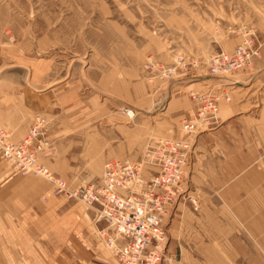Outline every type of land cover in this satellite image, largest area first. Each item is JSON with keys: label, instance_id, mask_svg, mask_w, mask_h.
Masks as SVG:
<instances>
[{"label": "rangeland", "instance_id": "rangeland-1", "mask_svg": "<svg viewBox=\"0 0 264 264\" xmlns=\"http://www.w3.org/2000/svg\"><path fill=\"white\" fill-rule=\"evenodd\" d=\"M250 38L259 46V54L248 65L225 74L211 71L215 54L231 53ZM263 50L264 0H0V67L10 68V76L23 82L30 81L31 68H50L59 78L82 83L88 93L98 90L108 104L107 116L88 128L98 132L96 152L91 148L89 153H74L78 164L97 165L101 176L109 161H141L150 144L161 138L190 141L192 165L198 137L222 124L221 108L239 93L251 92L245 88L256 77L264 83L261 70L251 73L258 68ZM173 66L176 69L171 75L163 74ZM263 90L255 94L264 108ZM203 92L220 97L217 122L195 135L188 134L183 122L195 115ZM38 119L44 120L35 143H47L39 157L45 165L43 158L50 155L53 144L44 113L34 115L22 139L10 136L15 142L22 141ZM0 159L24 176L45 178L23 174L13 162L1 155ZM50 192L92 206L54 193L52 183ZM182 200L199 209L197 197V201L185 196ZM174 209L165 222V264L169 257L170 264L176 259L168 232ZM104 246L119 262L105 240Z\"/></svg>", "mask_w": 264, "mask_h": 264}, {"label": "crops", "instance_id": "crops-1", "mask_svg": "<svg viewBox=\"0 0 264 264\" xmlns=\"http://www.w3.org/2000/svg\"><path fill=\"white\" fill-rule=\"evenodd\" d=\"M257 65L251 73L264 77V50ZM8 69L0 67V125L20 140L34 115L44 113L53 144L45 166L72 187L98 182L97 165H80L74 155L96 152L98 132L88 128L107 116L98 90L88 93L46 67L31 68L28 82ZM261 85L253 79L245 88L251 92L221 108L222 124L198 137L187 182L200 205L182 200L174 209V264H264V108L255 94ZM50 187L0 159V264H120L104 246L108 224L98 208Z\"/></svg>", "mask_w": 264, "mask_h": 264}, {"label": "built area", "instance_id": "built-area-1", "mask_svg": "<svg viewBox=\"0 0 264 264\" xmlns=\"http://www.w3.org/2000/svg\"><path fill=\"white\" fill-rule=\"evenodd\" d=\"M258 54L259 46L254 39H246L231 53L215 54L210 68L215 74L234 72L248 65ZM175 69L176 66L165 68L163 74L171 75ZM199 100L195 115L183 122V131L188 134L195 135L217 122L220 97L203 92ZM43 120L38 119L29 135L20 142H15L0 126V155L13 162L23 174L47 178L54 193L96 206L99 216L108 222L109 230L104 235L106 244L120 264H165L168 258L166 219L182 197L197 201L191 196L187 183L190 141L156 139L141 161H109L98 182L72 187L39 161L47 143H35V136ZM168 260L170 264L172 258Z\"/></svg>", "mask_w": 264, "mask_h": 264}, {"label": "bare ground", "instance_id": "bare-ground-1", "mask_svg": "<svg viewBox=\"0 0 264 264\" xmlns=\"http://www.w3.org/2000/svg\"><path fill=\"white\" fill-rule=\"evenodd\" d=\"M128 113H129L130 115H132V114H134V111H133L132 109H128Z\"/></svg>", "mask_w": 264, "mask_h": 264}]
</instances>
